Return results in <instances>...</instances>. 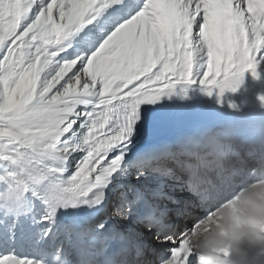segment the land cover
Here are the masks:
<instances>
[{"label":"snow or ice","instance_id":"obj_1","mask_svg":"<svg viewBox=\"0 0 264 264\" xmlns=\"http://www.w3.org/2000/svg\"><path fill=\"white\" fill-rule=\"evenodd\" d=\"M122 9L130 10L88 52L68 55L86 26ZM260 63L264 0H0V210L19 217L31 197L50 223L61 209L103 207L141 105L185 85L235 92ZM189 188L193 199L132 190L112 212L159 242L139 246L148 264H197L188 236L236 191L223 173ZM123 235L115 229L113 239ZM0 264L44 262L0 252Z\"/></svg>","mask_w":264,"mask_h":264},{"label":"clouds","instance_id":"obj_2","mask_svg":"<svg viewBox=\"0 0 264 264\" xmlns=\"http://www.w3.org/2000/svg\"><path fill=\"white\" fill-rule=\"evenodd\" d=\"M197 264H250L264 256V175L243 184L212 208L186 242Z\"/></svg>","mask_w":264,"mask_h":264},{"label":"bare ground","instance_id":"obj_3","mask_svg":"<svg viewBox=\"0 0 264 264\" xmlns=\"http://www.w3.org/2000/svg\"><path fill=\"white\" fill-rule=\"evenodd\" d=\"M110 16V13L102 19L99 20L98 23L93 25L86 26L81 33L77 34L73 39V46L68 50V55L71 56L76 52H88L91 46L100 40L106 30L111 27V25L116 21ZM72 39V38H70ZM260 66L264 67V63H260ZM75 156V154H73ZM82 155V154H81ZM126 155V161H127ZM79 158V155L76 156ZM74 166V161H69V173L72 171V167ZM134 171L131 163L127 161L126 165L121 168L111 179L113 180V184L111 186L108 185V195L106 197L105 205L103 207L92 208L85 206L88 212L91 215H104L109 216L112 214L116 208L125 203L124 197L125 192L130 184H137L144 189H146L149 194H152V189L156 188L157 190H163L166 192H170L168 188H160V183L167 184L168 181L164 179H160L157 175H152L147 177L149 171H142L143 175L138 176V172H136V176L131 177V172ZM111 191V192H110ZM27 208L28 211L20 214L19 217H16L12 214H9L3 210H0V249H4V252H10L9 245L7 241L4 240L6 237H10V240H13L12 235L15 234L14 227L17 225L21 229V234L27 233L26 230L35 231V229L39 228L41 225H45V228H42V232L45 234L44 238L50 237L53 234L52 226H49L48 223H45L41 220V217L47 214V209L45 206L39 201L34 200L29 197L27 200ZM113 221L116 222V226L124 231V235L132 241L134 245L137 246L140 251V245L142 244L144 247H151L147 245L148 238L151 237L149 231L144 228H141L137 225L134 217H130L128 222H125L120 217H109ZM47 233V234H46ZM158 242V241H157ZM159 244V243H158ZM150 257L145 258L142 256H137L133 253L130 256V259L121 258V264H145Z\"/></svg>","mask_w":264,"mask_h":264},{"label":"rangeland","instance_id":"obj_4","mask_svg":"<svg viewBox=\"0 0 264 264\" xmlns=\"http://www.w3.org/2000/svg\"><path fill=\"white\" fill-rule=\"evenodd\" d=\"M134 173L135 172H133V173H131V175L130 176H134ZM111 192V191H110ZM113 215L111 214V215H109V217H112ZM159 242H157V241H155V239H154V237L153 236H151V237H149L148 238V242H147V245H149V246H151V247H153V248H155V247H158L159 246V244H158Z\"/></svg>","mask_w":264,"mask_h":264}]
</instances>
